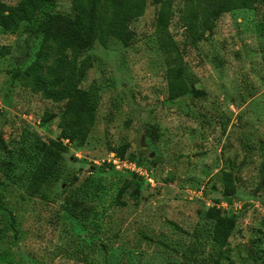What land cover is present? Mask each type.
Listing matches in <instances>:
<instances>
[{"label": "rangeland", "instance_id": "obj_1", "mask_svg": "<svg viewBox=\"0 0 264 264\" xmlns=\"http://www.w3.org/2000/svg\"><path fill=\"white\" fill-rule=\"evenodd\" d=\"M259 1L229 0L211 30L191 41L181 20L183 3L174 0L169 51L162 47L165 35L155 30L159 0H131L127 43L111 37L103 47L94 41L78 56V85L96 87L94 121L81 145L76 126L60 137L59 166L33 196L24 193L21 178L37 160L39 140L58 138L62 103L22 87L12 72L37 48L30 34L35 20L13 33L0 30V48H12L0 55V145L18 157L11 169L17 176L0 167V264H264ZM45 11L71 13L69 0H52L36 16ZM171 66L203 95L167 98ZM44 111L52 117L41 123ZM122 144L124 156L140 158V165L117 161ZM222 170L236 177L230 203L206 195H215L211 186L224 189ZM224 215L235 223L219 248L211 241L212 223Z\"/></svg>", "mask_w": 264, "mask_h": 264}, {"label": "trees", "instance_id": "obj_2", "mask_svg": "<svg viewBox=\"0 0 264 264\" xmlns=\"http://www.w3.org/2000/svg\"><path fill=\"white\" fill-rule=\"evenodd\" d=\"M173 1L159 0L154 20L156 32L165 35L161 40L162 47L169 51L174 49L172 38L167 32ZM181 1L183 3L181 20L185 35L191 41L201 39L206 31L211 30L213 20L228 11L229 0ZM51 2L52 0H17L13 4H7L0 1V30L2 32L13 33L22 23L35 20V27L30 34L37 37V48L26 65L20 67V64L16 63L18 66L12 72L17 82L33 93H38L43 99L53 103H62L57 122L58 138L39 140L43 147H40L38 151L37 160L33 162L27 176L21 178L23 191L29 196L40 192L45 183L54 176L65 149L60 137L67 136L68 131L76 126L77 145H81L93 124L97 105L96 87L89 85L83 88L78 85L81 80L80 70L76 66L78 56L94 41L103 47L107 46L108 39L111 37L119 39L123 44L127 43L126 27L131 0H69L71 13L45 11L43 15L37 17L38 10ZM259 2L264 5V0ZM11 49L9 46L1 47L0 55H5ZM165 81L169 99L188 92L194 97L203 95L202 90L188 86L173 66L166 69ZM51 117L52 114L49 111H44L40 122L44 123ZM125 147L122 144L116 149V157L140 165V158L135 160L133 156H124ZM0 155L2 171L6 175L10 174L12 178L17 176L11 173V169L18 164V157L3 148V144L0 145ZM122 170L130 179L136 178L141 181V176L137 173ZM235 182L236 177L231 171L222 170L221 183L224 189L218 191L211 186L215 195L207 193L206 195L212 202L230 203V187ZM125 187L124 184L119 188L118 198L124 192ZM131 195L136 196L134 192ZM118 198V203L122 204L123 200ZM71 207L74 209L75 204L71 203ZM11 222L13 223V220ZM234 223V219L228 215L218 216L214 220L211 241L215 246L221 248L226 245ZM214 261L216 263L217 259Z\"/></svg>", "mask_w": 264, "mask_h": 264}, {"label": "built area", "instance_id": "obj_3", "mask_svg": "<svg viewBox=\"0 0 264 264\" xmlns=\"http://www.w3.org/2000/svg\"><path fill=\"white\" fill-rule=\"evenodd\" d=\"M114 157H116V155ZM116 158L118 159V157H116ZM115 161H116L115 159L112 160L113 163H115ZM117 161L124 162V160H120V159H118Z\"/></svg>", "mask_w": 264, "mask_h": 264}, {"label": "water", "instance_id": "obj_4", "mask_svg": "<svg viewBox=\"0 0 264 264\" xmlns=\"http://www.w3.org/2000/svg\"><path fill=\"white\" fill-rule=\"evenodd\" d=\"M151 155H152V152L149 153V156H151Z\"/></svg>", "mask_w": 264, "mask_h": 264}]
</instances>
